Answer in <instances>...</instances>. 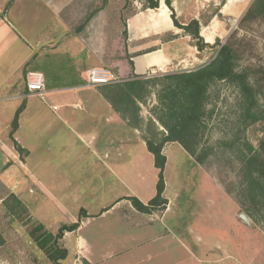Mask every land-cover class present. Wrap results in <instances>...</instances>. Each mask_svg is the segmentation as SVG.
<instances>
[{
	"label": "crops",
	"instance_id": "0c3cea01",
	"mask_svg": "<svg viewBox=\"0 0 264 264\" xmlns=\"http://www.w3.org/2000/svg\"><path fill=\"white\" fill-rule=\"evenodd\" d=\"M161 4V13L152 14L147 25L130 22L128 45L119 42L117 55L109 56L108 46L103 54H98L100 50L89 45V0H0V108L4 112L0 122V158L6 157L7 162H11L6 167L7 178L24 180V188L28 187L31 193L35 186L40 190L42 187L54 189L55 194L61 196L74 195L72 190L81 187L78 181H86L91 199L112 180L118 181L123 188L112 198L111 206L102 207L98 214L82 208L81 213L84 211L86 216L80 220L79 228L65 232L61 243L68 251L67 258L77 260L76 264H80L78 261L101 264L106 260L108 250L101 245L109 234L99 230L104 228L103 222L96 220L113 208H120L118 221L125 229L124 241H132L137 249L148 243L162 242L165 249L159 253V264H175L169 261L172 253L167 248L168 243L173 244L175 240L193 259L198 257L191 253L190 235L196 236V243L215 244V241L201 239L202 234H196L205 216L212 218V212L218 211L221 218V207L212 197L207 198L212 200L206 206L208 210H193L185 233L181 234L174 232L169 222L174 198L168 194L166 175L164 196L168 204L161 215L140 212L130 199L136 196L146 203L156 195L157 184L156 192L148 198H144L137 188L150 165L158 171L147 141L160 142L168 132L124 82L160 70L196 69L204 65L202 62L212 52V47L199 50L191 36L174 24L165 2ZM13 19L59 22L57 30L49 34L41 33L37 27L35 42H29L34 33L25 29L21 34L23 42L14 46ZM210 27L202 25L201 34L213 44L216 34L208 30ZM166 33L170 36L163 37ZM48 55H53L54 60H47ZM101 65L110 66L112 73L122 81L88 86L86 71ZM31 70L44 73L47 89L44 97L27 90L26 76ZM151 95L155 97L154 105L156 94ZM180 150L199 165L180 143L167 142L163 148L167 157L164 174L169 153ZM17 163L23 179L17 178ZM25 180L29 182L26 184ZM31 181H37V184L32 185ZM212 190H215L214 184ZM201 191H196L192 197L198 206ZM76 221L73 219L67 224ZM88 224H94L89 229L90 239L81 232ZM116 234L112 233L115 243L123 242ZM71 237L73 239L67 242ZM152 255L153 252L147 259ZM144 258L140 252L139 260ZM178 262L190 264L191 260L182 255Z\"/></svg>",
	"mask_w": 264,
	"mask_h": 264
},
{
	"label": "rangeland",
	"instance_id": "374dc122",
	"mask_svg": "<svg viewBox=\"0 0 264 264\" xmlns=\"http://www.w3.org/2000/svg\"><path fill=\"white\" fill-rule=\"evenodd\" d=\"M254 2L255 0H172V6L177 18L184 24L194 17L201 21L209 20L206 26H211L208 30L216 34V39L219 38L221 43L232 42L235 45L240 54L238 69H243L246 66L264 67V10L259 11ZM160 10L148 8L144 0H89V45L100 50L98 54H103L108 46L107 55L115 56L119 42L128 45L131 37L128 30L130 22H143L147 25L151 15L161 13ZM167 10L171 15V9L168 7ZM35 22L37 21L12 20L14 46L23 42L21 34L25 29L34 33L29 42H35L37 27L41 33L49 34L54 29L57 30L59 21L48 19L38 21L37 24ZM167 36L170 35H163ZM219 48L220 45L213 46L212 52L202 63H208L214 58ZM47 60H54L53 55H48ZM101 66L112 71L108 65ZM253 81L259 106L264 109V77L259 76ZM152 87L153 84L148 89ZM145 99L146 105L151 109L155 97L148 94ZM5 112L7 114V109ZM241 114L239 87L227 81L214 83L209 90L207 113L200 134L201 148L208 151L204 163L196 165L181 150L169 153L165 175L169 181L168 194L174 198L169 220L174 232L185 233L193 210L199 212L209 206L208 202L212 200L207 198L212 197L220 205L222 212L221 218L218 211L212 212V218L205 216L201 227L196 230L197 236L202 234L201 239L215 241V244L196 243V236L190 235L191 253L198 257L193 259L176 240L173 244L168 243L167 248L172 253L169 261L172 263L180 264L178 258L183 255L185 259L191 260L190 264H264V201L257 211L251 208L241 181L242 155L248 151L247 143L255 145L264 136V121L248 124L243 121ZM8 165L11 162H7L6 157H1L0 264H76L77 260L67 257L58 262L50 260L47 253L39 248L33 233L37 235L50 231L56 234L64 223L85 218L84 212L81 213L82 208L98 214L102 207L111 206L112 198L122 192L120 183L110 181L92 199L89 197V186H85L86 181H78L81 187L72 190L74 195H56L54 189L42 187L40 190L35 186L31 193L28 187L24 188V180L7 178ZM152 167L150 165L148 173L144 174V179L137 188L144 198L156 192L158 171ZM15 168L19 171L17 178L23 179L19 163ZM25 181L26 184L29 182ZM31 184H37V181H31ZM213 184L215 190H212ZM198 190L201 191L198 202L200 207L195 204V198H192ZM119 209L113 208L96 220L103 222L104 228L99 230L109 234L106 233L108 236L101 245V248L108 250L106 260L101 264H159V253L165 249L162 242L148 243L137 249V245L131 244L132 241H124L122 234L125 229L118 221ZM249 209L252 215L248 212ZM241 213L248 215L251 225L240 217ZM38 223L44 224V229L37 230L35 227ZM90 226L94 227V224ZM90 226L88 224L81 230L87 238L90 237ZM112 233H117V239L121 238L123 242L115 243ZM72 239L73 237L67 239V242ZM140 252L141 256L146 257L143 260H139ZM151 252L152 258L147 259Z\"/></svg>",
	"mask_w": 264,
	"mask_h": 264
},
{
	"label": "trees",
	"instance_id": "16d2710c",
	"mask_svg": "<svg viewBox=\"0 0 264 264\" xmlns=\"http://www.w3.org/2000/svg\"><path fill=\"white\" fill-rule=\"evenodd\" d=\"M144 1L151 9H157L162 1L165 2L172 11L171 18L174 24L191 36L193 44L199 50L220 45L215 57L196 69L150 77L137 75L135 79L124 82L129 90L145 104L147 103L145 97L148 94H156L157 103L150 111L168 132L160 142L147 141L148 149L153 153L155 166L158 168L156 195L146 203L136 196L130 197L133 206L140 212H156L161 215L168 204V199L164 196V171L167 163V157L163 153L164 145L167 142H178L198 163H204L208 151L201 148L200 134L207 113L209 90L218 81L231 82L239 87L243 121L248 124L264 121V109L259 106L257 89L253 81L259 76L264 77V67L246 66L238 69L240 54L232 42L221 43L217 38L216 42L211 44L202 36L201 27L208 25L209 20L201 21L194 17L183 24L173 10L172 0ZM254 5L259 8V11L264 10V0H255ZM151 84H153L152 89H148ZM247 144L248 151L242 155L241 181L243 192L251 208L257 211L264 201V136L259 138L255 145ZM17 149L22 151L21 147ZM248 212L250 213V209ZM79 226L80 219L70 224L64 223L56 234L44 231L37 235L33 233V237L39 248L47 253L49 259L58 262L68 255L67 249L61 243L65 232L74 231ZM35 228L44 229V224L38 223Z\"/></svg>",
	"mask_w": 264,
	"mask_h": 264
},
{
	"label": "built area",
	"instance_id": "2783aa9c",
	"mask_svg": "<svg viewBox=\"0 0 264 264\" xmlns=\"http://www.w3.org/2000/svg\"><path fill=\"white\" fill-rule=\"evenodd\" d=\"M169 73V71H155L149 72L147 75L150 77L152 75L165 74ZM86 80L88 86H99V85H108L117 82H121L122 80L115 76L111 69L108 67L98 66L89 68L86 71ZM26 86L29 93L39 95L44 97L47 89L45 86V76L41 71L31 70L27 73L26 76ZM2 120V112L0 108V122Z\"/></svg>",
	"mask_w": 264,
	"mask_h": 264
},
{
	"label": "water",
	"instance_id": "95a60500",
	"mask_svg": "<svg viewBox=\"0 0 264 264\" xmlns=\"http://www.w3.org/2000/svg\"><path fill=\"white\" fill-rule=\"evenodd\" d=\"M240 217L248 224V225H251V220L250 218L248 217V215H246L245 213H241L240 214Z\"/></svg>",
	"mask_w": 264,
	"mask_h": 264
}]
</instances>
